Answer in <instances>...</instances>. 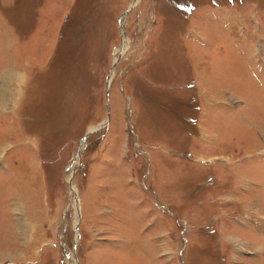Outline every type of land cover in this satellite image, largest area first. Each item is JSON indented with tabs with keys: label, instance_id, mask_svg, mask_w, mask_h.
Here are the masks:
<instances>
[{
	"label": "rangeland",
	"instance_id": "374dc122",
	"mask_svg": "<svg viewBox=\"0 0 264 264\" xmlns=\"http://www.w3.org/2000/svg\"><path fill=\"white\" fill-rule=\"evenodd\" d=\"M3 85L0 264H264V0H0Z\"/></svg>",
	"mask_w": 264,
	"mask_h": 264
},
{
	"label": "bare ground",
	"instance_id": "6f19581e",
	"mask_svg": "<svg viewBox=\"0 0 264 264\" xmlns=\"http://www.w3.org/2000/svg\"><path fill=\"white\" fill-rule=\"evenodd\" d=\"M124 51H126V48L124 49ZM9 93L10 91H8L7 87L5 85H3L1 88H0V105H3L5 103L6 100V93Z\"/></svg>",
	"mask_w": 264,
	"mask_h": 264
},
{
	"label": "water",
	"instance_id": "95a60500",
	"mask_svg": "<svg viewBox=\"0 0 264 264\" xmlns=\"http://www.w3.org/2000/svg\"><path fill=\"white\" fill-rule=\"evenodd\" d=\"M88 136H89V134H88ZM87 138V137H86ZM86 138H85V140H86Z\"/></svg>",
	"mask_w": 264,
	"mask_h": 264
}]
</instances>
